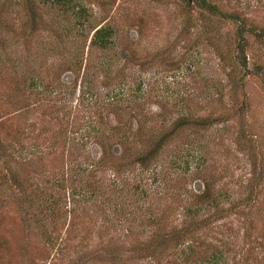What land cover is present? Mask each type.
Returning <instances> with one entry per match:
<instances>
[{"label":"rangeland","instance_id":"1","mask_svg":"<svg viewBox=\"0 0 264 264\" xmlns=\"http://www.w3.org/2000/svg\"><path fill=\"white\" fill-rule=\"evenodd\" d=\"M210 1L264 30V0ZM235 29L193 0H0V264H264V39Z\"/></svg>","mask_w":264,"mask_h":264},{"label":"trees","instance_id":"2","mask_svg":"<svg viewBox=\"0 0 264 264\" xmlns=\"http://www.w3.org/2000/svg\"><path fill=\"white\" fill-rule=\"evenodd\" d=\"M193 1L197 7L203 8L207 12H210L212 14L217 13L222 18L226 17V19H229V20H232L233 22H235L236 23L235 31H236V35L239 38L243 37L244 32H248V33L252 34L253 36H256V38H258V39H264V30L255 29V27L246 24L242 18H239V17L234 16L232 14H225V13L220 12L218 10V8L216 7V5L214 3H212L210 0H193ZM111 31H112L111 27L100 26L99 28L95 29L92 32L89 43H94L97 46H100L101 48L107 47L109 40H110ZM240 52H242V48H241ZM184 120H187V119L182 118V120H180V118H178V120L173 123L174 125L172 127V130L173 131L177 130L178 127H180L182 125V121H184ZM201 121L202 120H199L198 123H203ZM203 197H204V199L206 198L205 196H203ZM212 264H214V262H212Z\"/></svg>","mask_w":264,"mask_h":264}]
</instances>
